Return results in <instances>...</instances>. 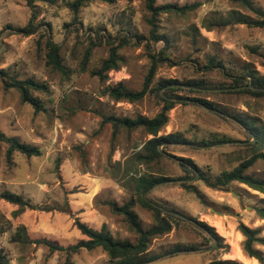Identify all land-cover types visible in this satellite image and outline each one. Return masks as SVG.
Segmentation results:
<instances>
[{
  "label": "rangeland",
  "instance_id": "obj_1",
  "mask_svg": "<svg viewBox=\"0 0 264 264\" xmlns=\"http://www.w3.org/2000/svg\"><path fill=\"white\" fill-rule=\"evenodd\" d=\"M70 1L35 0L38 16L33 23L40 27L35 34L24 35L16 30L25 27L30 18L25 0H0V71L18 74L19 79L32 78L47 84L49 89L47 93H33L43 105V110L35 112L21 102L15 89L3 88L0 75V130L41 150L40 156L30 158L15 152L8 163L7 146L1 145L0 195L8 191L31 205L17 212V205L0 198V250L8 264H110L101 249L68 255L13 237L17 226H23L32 240L47 239L66 247L85 239L76 226L79 221L93 229L105 225L115 239L133 243L137 236L108 203L120 206L136 199L137 180L147 175L169 180L149 190L145 197L172 209V215H183L186 221L177 222L169 233L150 242L147 255L158 257L146 264L241 262L235 253L239 249L243 254V238L237 225L242 222L259 229L264 237V220L255 211L264 208V194L236 182L221 190L208 188L199 180L198 173L185 182L198 189L202 195L199 200L176 182L186 175L177 159H190L202 173L214 179L250 155L242 146L253 144L254 139L233 116L256 120L257 127H264V97L214 88L227 86L230 81L218 69L203 67L214 57L226 69L238 72L249 67L264 76V29L229 24L206 31L203 25L226 18L234 10L253 18L255 15L230 0H156V5L201 4L185 15L158 16V31L168 41L165 48L163 42L152 41L147 24L149 13L143 0H115L113 4L95 1L80 8L75 16L67 7ZM251 1L264 9V0ZM46 27L60 46L64 73L45 65V36L41 34ZM126 36L128 43L122 40ZM91 41L96 46L85 56ZM111 47L116 48L120 57L119 68L109 71L106 80L101 81L92 73L108 58ZM163 48L168 60L156 66L149 89L163 80L179 84L172 93L175 105L158 136L176 133L183 141L159 145L165 157L145 164L137 156L151 136L141 129L122 128L113 136L111 124H101L102 116L152 118L161 110L162 102L154 93L134 103L114 102L103 94L107 86L118 82L129 91H140L152 64L151 55ZM191 80L204 81L208 90L193 92L185 85ZM165 89L159 91L163 96ZM196 99L212 102L221 112L206 109ZM214 139L224 142L213 144ZM260 151L264 152V140ZM247 174L263 177L264 162L256 161ZM133 210L144 228L154 224L153 213L138 202ZM194 220L213 227L222 238V247L215 248L217 240L206 241ZM176 246L185 250L171 252ZM256 248L264 253L263 246Z\"/></svg>",
  "mask_w": 264,
  "mask_h": 264
},
{
  "label": "trees",
  "instance_id": "obj_2",
  "mask_svg": "<svg viewBox=\"0 0 264 264\" xmlns=\"http://www.w3.org/2000/svg\"><path fill=\"white\" fill-rule=\"evenodd\" d=\"M48 2H53V0H45ZM95 1H101L107 4H113L115 0H71L67 3V7L71 10L75 16L79 9ZM129 2L135 0H127ZM145 3V9L149 13L147 19V24L150 27L149 34L154 43L163 42L165 48H167L168 41L163 35L158 31V16L161 14L165 15H185L187 13L195 11L201 6L199 2H193L190 4H185L182 6L176 4H163L156 5V0H143ZM233 4H238L240 7L250 11L255 15L251 17L240 11H231L226 18H219L215 22H209L203 25L206 31H211L214 28H224L229 24H240L245 25L248 28H258L264 29V9H260L254 6L251 0H230ZM26 6L30 10V18L27 25L23 28H18L16 31L24 35L35 34L40 27L39 25H34V20L38 16L37 5L35 0H25ZM49 26V25H47ZM43 35L45 36L44 50H45V65L51 67L53 70L60 71L64 73L65 68L62 64V59L60 57V46L55 43L50 34V29L46 27ZM137 40L141 39L136 37ZM124 43H128L129 37L126 36L123 39ZM96 46L95 42L90 43V47L85 53V56L89 55V49ZM151 67L146 76L144 85L140 91L132 92L125 89L122 82H118L114 85L107 86L104 94L109 97L114 102L126 101L128 103H134L143 99L147 94L154 93L156 97L162 102L161 110L152 118H147L143 116H138L134 119L128 117H116L114 115L102 116L101 124L109 123L113 129V136L117 133L119 128L125 129L127 131H134L141 129L147 135L151 136V139L147 140L142 148V153L138 154L137 158L145 164H150L154 161H158L160 158H164L163 151L158 149L161 144H172L183 141L180 135L176 133H170L168 135L158 136V133L166 126L168 122V112L174 107L175 101H173L172 93L178 90L175 86L179 84L174 80H163L158 83L155 88L149 89V85L154 77L156 66L160 61L168 60L164 54V48L157 51L156 54L151 55ZM120 57L117 55L116 48L111 47L109 49V56L105 59L99 70L93 72V76H98L101 81H105L107 78V73L111 70H117L119 68ZM204 69H218L221 75L230 81V84L217 85L219 90L228 91L229 93L235 94H248L255 98L264 97V76L259 75V73L249 67H244L240 71L235 72L234 69H226L222 62L217 61L216 58L211 57L208 62L204 65ZM2 77V84L5 90L15 89L20 96L22 103L29 104L35 112L43 110L42 101L39 97L35 96L33 93H47L49 91L47 84L39 83L32 78L19 79L18 74L9 75L4 70L0 71ZM186 86L191 87L192 91L195 93H202L201 91L208 90V86L204 81H194L191 80L185 83ZM250 86V87H249ZM165 89V96L159 93L160 89ZM196 102L200 103L204 107L210 110H216L218 113L221 111L210 101L205 99H196ZM224 114V113H223ZM235 120L239 121L254 139V143L250 145H243L245 151L250 155L244 157L240 160L239 164L235 166L230 171H223L215 177L214 179L206 176L198 167L190 160L185 158H178L180 162L178 166L186 174L180 180H183L179 185L184 190L193 193L197 196L199 200H202V195L198 189L188 183L185 180L190 179L195 174L199 173V180H201L204 185L208 188L221 190L227 187L229 184L236 182L245 185L253 191H257L264 194V176L256 177L247 174V170L258 160L264 162V152L260 151V144L264 140V127H257L258 123L256 120H247L246 118L233 116ZM224 142L222 139H214L213 144H219ZM6 144L7 148L5 150V158L8 163L11 162L12 156L15 152L24 155L27 158L32 156H40L41 150L31 144L19 141L17 137H9L5 135L0 130V152L1 145ZM202 144H207L203 142ZM169 178L157 176L153 177L151 175L143 176L137 180L135 194L136 199L131 198L128 202L117 205L116 203H108L111 211L114 214L121 215L124 217L129 225V229L135 233L137 236L135 242H130L128 240H118L115 239L110 231L105 225H102L100 229H93L84 223L76 221V226L78 230L84 235L85 239H81L73 245L62 247L55 245L52 241L47 239L32 240L26 233L25 227L17 226V232L15 233L13 240H17L26 244H31L35 242L36 244H43L50 248L53 252L63 251L66 254L78 253L81 250L92 251L95 249H101L108 257L110 264H139L143 262H150L155 260L158 256H148V249L150 242L164 234L169 233L177 222H185L183 217L179 215H172L174 211L172 209L165 208L162 205L152 202V200L145 197V193L148 192L153 186L165 182ZM0 198L5 202L17 205L19 207L18 211H23L26 207H30V203L25 201L20 195H15L8 191L1 193ZM136 200V201H135ZM135 202H138L142 207L148 209L153 213L154 224L144 228L138 219L137 214L134 212L133 208ZM264 203V199L261 200ZM37 208V207H34ZM257 217L260 220H264V208L255 209ZM15 212V214L17 213ZM171 212V213H169ZM190 220V219H189ZM197 225L196 228L200 232H203L206 241L213 242L214 240L219 241L215 246L216 249L222 247V238L217 235L213 227L208 226L206 223L194 220ZM237 231L243 238L241 243V249L243 255L249 259H255L259 264L264 263V253L256 248V246L264 247V237L260 236L259 229H252L242 222L237 225ZM227 248V245H223ZM194 249V248H192ZM183 247L176 246L171 252H181ZM0 264H8V258L0 250ZM207 264H242L236 260H214Z\"/></svg>",
  "mask_w": 264,
  "mask_h": 264
},
{
  "label": "bare ground",
  "instance_id": "obj_3",
  "mask_svg": "<svg viewBox=\"0 0 264 264\" xmlns=\"http://www.w3.org/2000/svg\"><path fill=\"white\" fill-rule=\"evenodd\" d=\"M235 253L240 257L241 262L244 264H257L255 259H249L248 257L244 256L239 249H235Z\"/></svg>",
  "mask_w": 264,
  "mask_h": 264
},
{
  "label": "water",
  "instance_id": "obj_4",
  "mask_svg": "<svg viewBox=\"0 0 264 264\" xmlns=\"http://www.w3.org/2000/svg\"><path fill=\"white\" fill-rule=\"evenodd\" d=\"M250 87V86H249ZM225 90H227V89H225ZM206 109H208V108H206ZM208 110H210V109H208ZM211 111H213V112H216V113H218L216 110H211ZM159 149V148H158ZM198 175L196 174V177H197ZM176 182H183V180H177ZM164 183V182H163ZM159 184H161V183H159ZM159 184H157V185H159ZM157 185H155V186H153L151 189H153L154 187H156ZM150 189V190H151ZM147 193V192H146ZM145 193V194H146ZM176 215H179V214H176ZM179 216H181V215H179ZM181 217H183V216H181ZM195 251V250H194ZM190 252H192V251H190ZM155 260H157V259H155ZM147 262H143V263H139V264H146Z\"/></svg>",
  "mask_w": 264,
  "mask_h": 264
}]
</instances>
